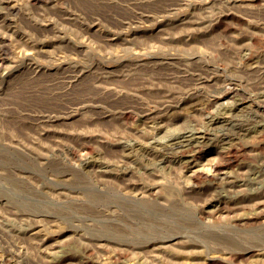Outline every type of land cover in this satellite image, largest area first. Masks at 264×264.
<instances>
[{"label":"rangeland","instance_id":"rangeland-1","mask_svg":"<svg viewBox=\"0 0 264 264\" xmlns=\"http://www.w3.org/2000/svg\"><path fill=\"white\" fill-rule=\"evenodd\" d=\"M0 264H264V0H0Z\"/></svg>","mask_w":264,"mask_h":264},{"label":"bare ground","instance_id":"bare-ground-1","mask_svg":"<svg viewBox=\"0 0 264 264\" xmlns=\"http://www.w3.org/2000/svg\"><path fill=\"white\" fill-rule=\"evenodd\" d=\"M260 106V105H259ZM259 114V113H258ZM257 169V168H256ZM252 170V169H251ZM254 172V171H253ZM260 174V173H259ZM255 180V179H254ZM245 181V180H244Z\"/></svg>","mask_w":264,"mask_h":264}]
</instances>
